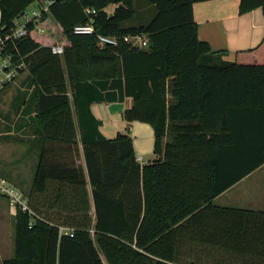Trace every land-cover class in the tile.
<instances>
[{
  "label": "trees",
  "instance_id": "trees-1",
  "mask_svg": "<svg viewBox=\"0 0 264 264\" xmlns=\"http://www.w3.org/2000/svg\"><path fill=\"white\" fill-rule=\"evenodd\" d=\"M36 1L0 0L1 25ZM193 2L52 0L45 30L19 44L46 144L23 190L33 212L17 209L4 264H196L182 259L206 248L264 264V210L214 203L264 163V40L223 60L199 39ZM86 7L97 11L95 32L117 45L74 32L89 21ZM258 7L264 0L240 1L241 13ZM134 34L147 47L124 41ZM98 86L133 98L124 118L151 124L157 159L138 162L128 133H101L90 107L112 97ZM246 137L258 155H245Z\"/></svg>",
  "mask_w": 264,
  "mask_h": 264
},
{
  "label": "crops",
  "instance_id": "crops-1",
  "mask_svg": "<svg viewBox=\"0 0 264 264\" xmlns=\"http://www.w3.org/2000/svg\"><path fill=\"white\" fill-rule=\"evenodd\" d=\"M241 0H194V18L199 25V39L206 41L213 51L221 52L220 57L226 61H234L236 54L242 50H250L259 46L264 40V9L255 8L249 12H240ZM24 72L10 84L1 94L6 92H18L22 94L21 106L18 108L21 123L16 127L21 131L20 138L27 144V153L30 157L25 162L26 169L20 170L18 160H13L5 151H0V176L8 179L16 187L23 190L31 188L33 183L34 169L39 156L46 144L45 134L41 132L34 123L35 111L33 102V87L31 86L28 74ZM22 77L21 79H19ZM98 89L104 93V101H96L91 104L92 114L101 121L100 131L107 138H115L119 133H128L134 143L136 156L143 159V163L158 158L155 152V133L151 124L142 121H128L124 118L125 109L133 105V98L126 96L123 90ZM72 102V93H69ZM168 97L171 99V95ZM5 105L2 104L0 109ZM74 112V123L76 138H79L78 119L75 106L72 102ZM3 122L0 128V136H13V126L7 117H1ZM55 139V134H53ZM55 141V140H54ZM252 142L245 138L244 151L247 156H255ZM82 150V145H81ZM82 155V152H81ZM260 155V154H259ZM28 157V158H29ZM247 160V159H246ZM84 162V160H83ZM264 163L242 177L238 182L229 187L214 199L218 206H230L264 210V207L257 209L253 206H264ZM238 202L239 205H233ZM17 209L9 204L6 197L0 195V264L14 256V233Z\"/></svg>",
  "mask_w": 264,
  "mask_h": 264
},
{
  "label": "built area",
  "instance_id": "built-area-1",
  "mask_svg": "<svg viewBox=\"0 0 264 264\" xmlns=\"http://www.w3.org/2000/svg\"><path fill=\"white\" fill-rule=\"evenodd\" d=\"M37 2L38 8L31 11L27 9L14 20L9 30H6L0 21V94L27 70L26 56L19 50V44L28 38L33 30L38 32L45 30L43 14L49 11L52 0H38ZM84 11L89 16V21L86 24L76 25L74 32L77 34H95L100 45H117L120 40L117 36L95 32L93 15L97 13L96 9L86 7ZM123 38L124 41L133 46L147 47L148 45V38L145 34L125 35ZM51 49L53 53L59 55L64 52V46L61 42L52 44ZM137 161L142 164V157L138 156ZM0 195L6 197L11 206L30 213L33 212L24 192L3 176H0ZM60 230L71 232L70 229L63 226L60 227Z\"/></svg>",
  "mask_w": 264,
  "mask_h": 264
},
{
  "label": "rangeland",
  "instance_id": "rangeland-1",
  "mask_svg": "<svg viewBox=\"0 0 264 264\" xmlns=\"http://www.w3.org/2000/svg\"><path fill=\"white\" fill-rule=\"evenodd\" d=\"M38 8V2L31 4L28 8V11L34 10ZM114 9V6H110L108 8L109 12H112ZM57 34V32H56ZM43 39V38H40ZM29 74L28 69L24 72L23 75ZM25 75V76H26ZM20 77L19 79H21ZM21 97L22 94L18 93L16 91L10 92L9 90L6 91L1 97H0V106L5 103L4 107L0 109V114L3 115L1 117H7L9 123H15V127L13 126V136L11 137H4L0 136V151H5L6 154L8 153L9 157L13 160H18L19 168L20 170L26 169L25 162H28L30 157L28 156V153L26 151L27 144L21 140L20 138H15L14 136H21V131L16 127V123H21L20 119V113L18 112V108L20 107L21 103ZM3 122L0 120V128H4L1 126ZM29 157V158H28ZM78 161L83 162L82 155L78 156ZM32 169H34V172H32V175L35 173V166H32ZM264 190V186H263ZM235 203L233 205H239L238 202H232ZM254 208L260 209L264 206H253ZM185 262L189 263L191 261L196 262V264H245L244 259L238 256H235L234 254L228 253L226 251H221L218 249H211L206 248L200 251H193L191 253H187V255L184 257Z\"/></svg>",
  "mask_w": 264,
  "mask_h": 264
}]
</instances>
